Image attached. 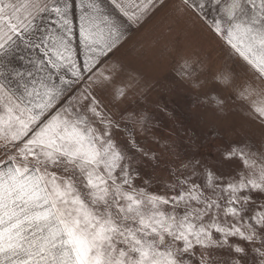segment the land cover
<instances>
[{"label": "snow or ice", "instance_id": "6c2138e0", "mask_svg": "<svg viewBox=\"0 0 264 264\" xmlns=\"http://www.w3.org/2000/svg\"><path fill=\"white\" fill-rule=\"evenodd\" d=\"M161 8L207 34L164 44L176 81L210 76L200 103L258 143L213 159L155 135L156 82L116 54ZM0 264H264V0H0Z\"/></svg>", "mask_w": 264, "mask_h": 264}, {"label": "rangeland", "instance_id": "374dc122", "mask_svg": "<svg viewBox=\"0 0 264 264\" xmlns=\"http://www.w3.org/2000/svg\"><path fill=\"white\" fill-rule=\"evenodd\" d=\"M169 28L173 30L170 33ZM184 32L207 36L200 22H177L173 11L161 8L141 26H131L126 43L116 54L129 67L144 71L150 80L156 82L147 105L155 117V135L162 142L174 144L181 153L213 159L217 156V147L242 138L244 134L258 143L259 131L246 121L242 112L230 111L225 125L212 119L211 112L200 103L208 94L217 91L210 76L203 86V94L176 81L175 56H169L163 48L165 43L174 46L177 39L182 40ZM198 50L201 55L210 56L213 65L227 59L225 50L210 37L200 42ZM238 71L243 75L242 69L238 68Z\"/></svg>", "mask_w": 264, "mask_h": 264}, {"label": "crops", "instance_id": "0c3cea01", "mask_svg": "<svg viewBox=\"0 0 264 264\" xmlns=\"http://www.w3.org/2000/svg\"><path fill=\"white\" fill-rule=\"evenodd\" d=\"M141 51H142V49H141Z\"/></svg>", "mask_w": 264, "mask_h": 264}]
</instances>
